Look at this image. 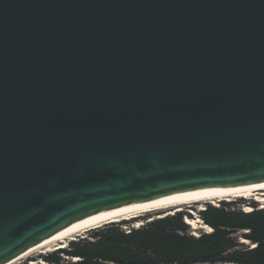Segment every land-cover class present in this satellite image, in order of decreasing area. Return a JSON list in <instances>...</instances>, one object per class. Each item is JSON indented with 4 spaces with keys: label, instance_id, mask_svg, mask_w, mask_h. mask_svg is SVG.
Here are the masks:
<instances>
[{
    "label": "water",
    "instance_id": "1",
    "mask_svg": "<svg viewBox=\"0 0 264 264\" xmlns=\"http://www.w3.org/2000/svg\"><path fill=\"white\" fill-rule=\"evenodd\" d=\"M263 181L264 0H0V264Z\"/></svg>",
    "mask_w": 264,
    "mask_h": 264
},
{
    "label": "trees",
    "instance_id": "2",
    "mask_svg": "<svg viewBox=\"0 0 264 264\" xmlns=\"http://www.w3.org/2000/svg\"><path fill=\"white\" fill-rule=\"evenodd\" d=\"M197 214L211 231L192 233V215L182 210L139 227L129 219L97 226L40 258L42 264H264V206L241 198L207 204Z\"/></svg>",
    "mask_w": 264,
    "mask_h": 264
},
{
    "label": "bare ground",
    "instance_id": "3",
    "mask_svg": "<svg viewBox=\"0 0 264 264\" xmlns=\"http://www.w3.org/2000/svg\"><path fill=\"white\" fill-rule=\"evenodd\" d=\"M251 192H257V200L262 201L264 203V181L253 183V184H244L239 186H233V187H224V188H216L212 190H207L203 192L178 196L174 198L134 205L125 207L122 209L114 210L111 212L103 213L94 217H90L87 219H84L82 221H79L64 230L60 231L59 233L42 240L41 242L34 245L32 248H30L28 251L14 259L9 264H16L20 260L36 253V252H43V251H49L54 248H62L64 245L69 241L75 238V236H78L80 234L86 233V231L96 228L97 226L104 225L106 223L111 222H119L122 220H128L132 219L134 217H138L140 215H143L147 212H152L155 210H161L171 207H176L178 210L184 204L191 203V202H198L203 201L207 199H214L218 197H224V196H230L233 194H239L242 196H247L251 194ZM264 206V205H263ZM251 210V209H248ZM187 222L190 223V225H193V227H196V224L200 222V219H187ZM205 228H209V231H211V228L207 225H203ZM247 242V240H245ZM34 263V262H31ZM30 263V264H31Z\"/></svg>",
    "mask_w": 264,
    "mask_h": 264
},
{
    "label": "rangeland",
    "instance_id": "4",
    "mask_svg": "<svg viewBox=\"0 0 264 264\" xmlns=\"http://www.w3.org/2000/svg\"><path fill=\"white\" fill-rule=\"evenodd\" d=\"M256 197H257V192H251V194L247 195L246 197L239 195V194H233L230 196H224V197H218V198H214V199H207V200H203V201L187 203V204H184L181 207H179L180 208L179 210L176 207H171V208H166V209H161V210H155V211L149 212L147 214L141 215L137 218L129 219V221H130L131 226L139 227V226L143 225L144 223L152 220L153 218L162 217L164 215L172 214L174 212L182 211V210L187 211L192 215V218L188 217L187 219H193L194 218L197 220V219H200L197 212L199 210L204 209L207 204L219 206L220 202H222V201H226V202L227 201H235V200H239L241 198H244L248 201H257L259 204V207H262L264 205V203L262 201L257 200ZM241 208L243 210L252 209L249 205H242ZM134 219H136V220H134ZM203 225H205V224L201 219H200V222L196 224V227H193V225H190L192 233L198 235L199 233H201L203 231L205 232V231L209 230V228H205V227H203ZM245 232L246 231L240 232L239 237H241V234H243ZM87 234H88V232H86L84 234H80V236L83 237V236H86ZM67 243L65 245H67ZM62 248H64V247H62ZM56 249H59V248H54V249L49 250V251L36 252V253L20 260L16 264H30L31 262H34L31 264H42L43 260H41L40 256L45 255L48 252L55 251Z\"/></svg>",
    "mask_w": 264,
    "mask_h": 264
},
{
    "label": "built area",
    "instance_id": "5",
    "mask_svg": "<svg viewBox=\"0 0 264 264\" xmlns=\"http://www.w3.org/2000/svg\"><path fill=\"white\" fill-rule=\"evenodd\" d=\"M124 229H125L126 231H130V229H129V228H127V227H124Z\"/></svg>",
    "mask_w": 264,
    "mask_h": 264
}]
</instances>
